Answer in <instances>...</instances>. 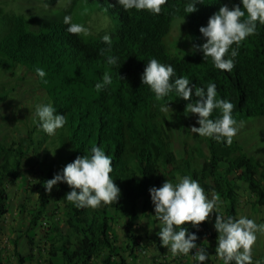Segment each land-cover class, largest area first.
<instances>
[{"label":"trees","instance_id":"trees-1","mask_svg":"<svg viewBox=\"0 0 264 264\" xmlns=\"http://www.w3.org/2000/svg\"><path fill=\"white\" fill-rule=\"evenodd\" d=\"M43 1L49 5L58 2ZM192 2L168 0L162 13L154 15L135 9L125 11L117 0H73V12L68 14L73 23L86 28V21L75 19L79 8L86 15L97 11L113 20L114 27L109 33L96 35L70 34L64 15L45 17L39 28L32 30V19L22 14H6L0 9V69L26 68L45 91V104L52 105L67 120L52 138L42 130L38 119L32 131L20 141L0 142V222L10 212L9 184L26 179L23 180L28 185L26 190L38 194L35 206L28 211V231L42 217L49 223L48 264H91L100 258L104 264H124L115 246L118 237L113 234V225L123 221L132 248L137 247L142 236H135L134 229L139 226V220L155 214L149 189L161 187L166 180L175 182L181 176L197 180L207 195L217 193L221 215L225 217L240 216L243 193L248 194L255 210L264 208V163L250 155L235 137L229 146L192 133L190 129L197 127L198 117L186 113L190 101L178 98L175 92L158 101L149 86L142 83L146 64L155 58L174 68L173 79H189L193 87L192 102L197 99L196 86L206 91L209 83H215L217 98L235 106L233 117L237 122L264 118V25L258 23V34L239 46L234 69L224 72L214 66L211 58L205 61L203 52L198 50L206 42L200 28L206 27L209 18L224 5L242 8V0H203V4L196 5L197 12L188 14L185 6ZM177 18L186 21L193 43L192 50L182 57L172 54L165 44ZM105 35L111 37L110 54L118 57L116 66L107 64V54L100 55L101 49L108 48L103 41ZM37 67L46 72V82L37 76ZM105 71L111 75L112 84L97 91L95 85L103 82ZM7 96V92L0 93V104ZM167 104L171 109L168 112L185 124L190 135L183 141L180 156L172 148L173 132L166 112L161 111ZM219 115L216 110L212 118ZM38 131L41 136L35 140L33 134ZM49 139L50 145H46L38 162V172H32L30 179L23 174V163L31 150L39 149ZM94 145L112 158L111 176L121 190L119 203L99 209L77 208L64 199L71 191L64 183L49 194L44 182L62 172L77 156L91 155ZM23 208L22 205V213ZM59 213L60 221L56 219ZM154 221L159 222L156 218ZM204 225L199 230L186 226L198 236L196 243L207 238ZM207 231L216 249L218 232L215 227L213 232ZM27 238L33 244V239ZM158 239L159 236L154 241H161ZM17 260L18 264H25L28 259L17 253ZM255 260L253 257L254 264ZM219 261L223 264L220 258Z\"/></svg>","mask_w":264,"mask_h":264},{"label":"clouds","instance_id":"clouds-1","mask_svg":"<svg viewBox=\"0 0 264 264\" xmlns=\"http://www.w3.org/2000/svg\"><path fill=\"white\" fill-rule=\"evenodd\" d=\"M117 3L125 11L135 9L138 12L148 11L151 14L160 15L168 0H117ZM197 4H203V0H193L192 3L185 6V12L188 14L197 12ZM242 5V8L239 5L232 8L227 5L222 6L219 12L209 18L207 26L200 28L206 42L199 46L198 50L203 52L205 61L211 58L214 66L224 72H231L234 69V59L239 55V46L248 37L258 34V23L264 25V0H242ZM64 23L68 25L67 31L70 34H88V29L82 24L73 23L70 15L64 17ZM103 41L108 45V48L101 49L100 55L107 54V64L116 66L118 57L110 54L112 50L111 37L105 35ZM233 45H236V47L233 48ZM35 71L37 76L46 82L44 80L46 72L39 67ZM174 77L175 70L171 65L163 64L152 58L146 64L141 79L143 85L149 86L158 101L168 97L173 92L178 94V98L190 101L186 106V113L196 115L198 117L196 123L199 125V127H191L190 131L192 133L200 137L211 138L217 142H226L230 146L234 137L238 135L240 128L243 127V122L238 123L233 117L235 106L227 100L217 98L215 83H209L206 91L204 88L196 86L194 95L197 99L192 102L193 87L190 86L189 79L186 77L173 79ZM120 78L124 80L123 77L120 76ZM102 80V83L95 85L97 91L112 84L111 75L107 71H105ZM169 104L162 106L161 111L168 112L171 110ZM216 110L219 111L220 115L213 119V113ZM36 116L39 118L42 130L49 136H54L57 130L62 129L67 123L66 117L57 114L55 108L50 104L37 105ZM113 171L112 158L106 155L101 147L94 145L91 148V155L77 156L73 162L63 168L62 172L45 181L43 186L51 194L54 187L61 183L67 184L71 191L66 194L64 199L77 208L99 209L102 206L119 203L121 190L111 176ZM178 179V183L174 184L166 180L161 187L149 189L154 205L155 218L160 223L158 236L162 241V246L167 248L173 256L181 254L188 256L194 251L195 254L192 255V258L198 261L199 264H205L209 259V253L206 247L197 245L198 236L190 232L186 226L199 230L200 226L210 222L212 214L216 213L214 225L218 232L216 256L223 261V264H233V262L234 264H254L253 257L258 260L255 261V264H260V259L253 256V248L258 238L257 233L264 234V224L258 225L254 220L245 216L225 217L219 214L220 196L217 193L213 192L212 198L209 199L204 188L191 176ZM8 189L11 191V187L8 186ZM31 194H35L38 198V194L33 191H27L24 196L21 192L19 196L24 198ZM21 213V211L20 214L17 212L20 218L19 224H22V219L24 224L20 225L21 227L19 226L21 229L20 231L18 229L17 239L22 232L29 230V212L24 214L23 211L22 218ZM61 217L59 213L56 219L60 221ZM3 219L0 222V228L5 225ZM47 222L44 217L39 221V224L44 228L43 252L46 259L48 258L47 250L49 248L46 240V234L49 232ZM117 224L119 225V223ZM24 225L26 230L22 229ZM61 227L65 229V224L61 223ZM210 231L213 232L214 228ZM6 237L7 234H5L3 240ZM35 237L33 244L28 243L32 247L30 258L39 255L38 259L41 262L40 249L37 247V240L40 239V236L36 235ZM3 240L0 235V245L5 246L7 239L4 241L5 243H3ZM206 240L210 239L206 238ZM211 240L213 241L212 238ZM16 243H14V252H16L18 246V244L16 246ZM113 259L115 260V257Z\"/></svg>","mask_w":264,"mask_h":264},{"label":"rangeland","instance_id":"rangeland-1","mask_svg":"<svg viewBox=\"0 0 264 264\" xmlns=\"http://www.w3.org/2000/svg\"><path fill=\"white\" fill-rule=\"evenodd\" d=\"M73 0H58L54 5L46 4L43 0H0V9H3L4 13H13V14H22L27 18L32 19L33 23L31 24L32 30H37L40 26L41 20L45 17L56 16V15H68L72 10ZM75 19L83 22L86 21V28L88 32L92 34H101L109 33L113 27V20L101 12H92L86 15L82 9H77L75 13ZM186 21L180 18H177L172 23V28L170 33L165 38V44L169 47L172 54L179 57L187 55L192 50L193 43L191 42L190 35L186 29ZM8 93L7 99L0 104V142L2 141H20L22 137H25L29 134L35 124L38 122V117L36 116V107L37 105H42L46 103V93L42 90L37 84L36 77L26 68L19 67L13 70H2L0 69V93ZM166 116L171 125L173 135V145L172 148L175 153L180 156L183 152V141L188 139L190 135H187L188 130L184 123H180L174 114L166 112ZM198 119V118H197ZM264 118L254 117V118H245L242 120L243 127L240 128L238 135L235 137L240 143L244 146L245 150L255 157H257L262 163H264V123H261ZM197 120H195L196 123ZM241 122V121H240ZM239 123V122H238ZM259 124H262L260 126ZM197 127L199 125L196 123ZM187 135V136H186ZM40 131L33 134L35 140L40 139ZM53 136H51L52 138ZM204 138V137H202ZM43 144L38 149L31 150L23 163V174L31 178L32 172H38V162L42 159V153L46 145ZM192 142V141H191ZM52 148V147H51ZM54 153V148L51 149ZM181 176L179 178H182ZM25 178V177H24ZM26 180V179H23ZM19 181L18 183H10L11 187L10 196L12 208L17 207V209H22L23 206H30V203L36 202L33 194L27 195L24 198H21L19 195L22 192L24 196L27 192L26 181ZM179 179L175 183H178ZM20 189L22 191H20ZM243 198L241 199V207L239 210L240 216H245L249 219L254 220L258 225L264 224V208L258 207L256 210L252 207L248 194L243 193ZM209 199L212 198V195H208ZM142 205V202L140 203ZM51 209H54V206H51ZM20 212V210H19ZM218 212L221 214L220 203L218 204ZM22 215V213H21ZM216 213L212 214L211 221L206 222L204 225L203 232L207 235V239L211 240V234L209 231L214 228V223L216 219ZM155 214H151V218H143L139 220V226L137 229H134L133 234L138 236L150 237L153 240L157 239L158 233L160 231V223L155 222ZM11 224H17L15 219L10 220ZM119 223V222H118ZM49 223L47 222V228ZM5 226L0 228V235L2 240L4 239ZM21 227V226H20ZM21 229V228H20ZM124 234L127 233L126 227H118V224L115 223L112 227L113 234H115L119 239L118 231ZM44 228L38 224L35 228L30 231L22 232L25 237H31L36 239V235L40 236V239L37 240V247L41 253L40 258L42 261L40 264H47V260L44 257ZM21 234V233H20ZM128 235V233H127ZM257 241L253 248V256L260 259V264H264V234L257 233ZM7 238V237H6ZM6 240V239H5ZM3 240V243H5ZM160 240V239H158ZM206 240V239H202ZM129 243H133L131 240ZM120 251V247L116 245ZM6 251V248L3 244L0 245V263L4 261L2 253ZM15 256L17 252H15ZM59 262L62 261V258L58 259ZM257 261V260H255ZM5 264H13L9 258L6 257Z\"/></svg>","mask_w":264,"mask_h":264},{"label":"crops","instance_id":"crops-1","mask_svg":"<svg viewBox=\"0 0 264 264\" xmlns=\"http://www.w3.org/2000/svg\"><path fill=\"white\" fill-rule=\"evenodd\" d=\"M35 200H37V196L34 194ZM35 205V202L30 203V206H25L23 208L24 214L32 209ZM28 209V210H25ZM21 211V209L17 210V207L12 208V204H10V212L3 219L5 222V231L7 228V241L5 243L6 251L3 252L4 259L9 258V260L13 264H17V257L15 256V247L14 243L17 242V250L16 252L21 254L23 258H27V262L25 264H40L39 255L37 257L30 258L32 247L27 242V237L24 234H21L18 239L16 234L20 231L19 226L24 224V220L22 219V224H19L20 218L17 215V212ZM20 214V212H19ZM23 216L21 215V218ZM15 219L18 224H11L10 220ZM121 223V224H120ZM118 227H125L123 221L120 222ZM19 229V231H18ZM23 230H26V226L22 227ZM15 230V231H14ZM119 239L115 246L120 247L119 253L124 259V264H199L198 261L192 258L193 253L188 256L185 255H177L173 256L171 252L162 246V241L156 242L152 238L146 236H142L141 241H138V246L132 248V244L129 243V239L127 237V233H121L120 229L118 231ZM199 246L206 247L207 252L209 253V259L205 262V264H220L219 257L216 256L215 247L216 244L212 240H202L200 243H197ZM258 261V260H257ZM5 264V260L3 262ZM92 264H104L102 262V258L93 261Z\"/></svg>","mask_w":264,"mask_h":264},{"label":"bare ground","instance_id":"bare-ground-1","mask_svg":"<svg viewBox=\"0 0 264 264\" xmlns=\"http://www.w3.org/2000/svg\"><path fill=\"white\" fill-rule=\"evenodd\" d=\"M6 184V183H5Z\"/></svg>","mask_w":264,"mask_h":264}]
</instances>
